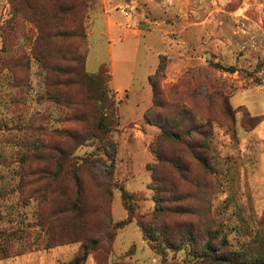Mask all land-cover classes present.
I'll return each mask as SVG.
<instances>
[{"label":"rangeland","instance_id":"rangeland-1","mask_svg":"<svg viewBox=\"0 0 264 264\" xmlns=\"http://www.w3.org/2000/svg\"><path fill=\"white\" fill-rule=\"evenodd\" d=\"M162 128L182 140L156 143ZM14 231L0 264H71L84 247L81 264H215L195 259L209 237L264 258V0H0V232Z\"/></svg>","mask_w":264,"mask_h":264},{"label":"trees","instance_id":"trees-1","mask_svg":"<svg viewBox=\"0 0 264 264\" xmlns=\"http://www.w3.org/2000/svg\"><path fill=\"white\" fill-rule=\"evenodd\" d=\"M217 69L225 71V72H229V73H234L235 72V67L234 66H225V65H220V64H215L214 65ZM166 68V57L162 56L160 58V62L159 65L155 71V73L150 76L148 78V82L150 84V86L152 87V90L155 92L156 91V83L153 81L154 79H160L164 77V71ZM88 78V84L91 85V82L93 81V78H91L89 75L87 76ZM98 128L101 132L103 133H107L109 131L107 124L105 122V119L103 116H98ZM209 124V120L207 119L203 124H201L202 126L208 127ZM168 139H172V140H176V141H181L182 137H180L179 135H177L174 131H170V130H166L164 128H162L161 130V134L158 136V138L156 139V143L157 141H163V140H168ZM211 131L207 129V132L204 135V139H203V143L201 144L200 148L203 149L204 152L206 151H210V146H211ZM109 151H108V156L110 158H113L115 155V146L113 144L110 143L109 147H108ZM199 160V162L201 163V165L204 167V169H209L208 167V163H207V159L203 156L200 155V157L197 158ZM113 160V159H111ZM177 168V167H176ZM73 178L75 180L76 185L78 184V180L76 177V174L74 173ZM121 191V198L123 203L125 204L126 209L129 212V216L125 221H122L118 224V226H124L126 224H128L131 221V215L133 214V208H132V198L133 196L130 195L128 192L124 191L123 189L120 190ZM75 209V207H73ZM142 231L145 232V230L142 229ZM210 235V233H209ZM146 240L152 244V242L154 240L150 239L149 236L145 235ZM22 237H19L17 235V233L14 231L12 233H3L0 232V260L1 259H5L8 258V253L7 250L10 247V244L13 242H18L21 241ZM214 238L213 237H209L206 241V243L203 244V246L199 249L197 256L195 257L196 260H200V261H209L210 263H215V264H225V263H230V264H264V258L262 257L261 254H257L254 255L253 257L249 258H242V255H236L237 256V261L224 256V255H220L217 252L213 251V248L211 247V244L213 243ZM152 248L154 250H158L159 248L157 246H153L151 245ZM92 248L88 249L87 247H84L82 250V255L77 258L76 260H74L71 264H81L83 261H85L86 256L89 254V251H91ZM23 252H17V254H15V256H19L22 255Z\"/></svg>","mask_w":264,"mask_h":264}]
</instances>
